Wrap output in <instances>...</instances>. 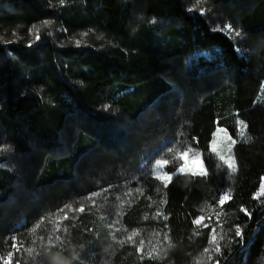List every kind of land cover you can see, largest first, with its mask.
<instances>
[{
  "label": "trees",
  "instance_id": "16d2710c",
  "mask_svg": "<svg viewBox=\"0 0 264 264\" xmlns=\"http://www.w3.org/2000/svg\"><path fill=\"white\" fill-rule=\"evenodd\" d=\"M164 144L202 151L207 175L141 174ZM263 178L264 0H0V249L33 243L13 264H264Z\"/></svg>",
  "mask_w": 264,
  "mask_h": 264
},
{
  "label": "rangeland",
  "instance_id": "374dc122",
  "mask_svg": "<svg viewBox=\"0 0 264 264\" xmlns=\"http://www.w3.org/2000/svg\"><path fill=\"white\" fill-rule=\"evenodd\" d=\"M224 25L225 24H222L219 27L222 29ZM233 29L235 30L233 32H228V31H222V32L226 33L231 38L237 40L238 36L235 35V32L238 30L234 26H233ZM18 40H20L18 37H12L10 39V41H18ZM242 124L246 128V123L242 121ZM241 130H242V133H240V134H242V136H243L245 130L243 127H241ZM233 141L237 142V140L234 139L230 135L229 131L226 128L218 127L217 131L215 133L214 139L212 141V144H211V152L217 157L218 162L222 163V165H225L228 167V164L226 163V161L231 162L234 165L235 171H233L229 167L228 168L232 172H236L237 164H236V160H235V155L233 153V149H234V146L236 143L233 144ZM213 147H215V152L212 151ZM168 149L169 148L166 147V144H164L160 148L156 149L154 152L147 154L142 159V161L138 167L140 173L143 175H145V174L149 175L150 174V175H153L156 177H158L159 175H162L165 172H167L169 174L175 173L173 175V178L179 174H184V173H191V174H194L197 176H206L207 175V168H206L203 152L200 150H197V149H192V150L187 151L188 152V157H187L188 170L186 172H184V173H178L176 171H174V172L169 171L168 172L166 169L167 166L169 164H171L172 162L175 163V160H177V158H178V160H182L181 163H184V158L181 156V154L174 155L171 151L169 152ZM165 156H171L170 157L171 159L168 160L169 164L167 166L162 167V168H157V166L155 165V161L157 159L164 160ZM220 156L225 157V160H221ZM196 161H199V163L197 164ZM201 168H203V170L206 172V175H200L199 174ZM225 191H227L231 197V195H232L231 189L228 188ZM225 191H223V192H225ZM223 192H222V194H223ZM255 197L259 201V203L261 204V207H262L261 211H264V178L262 179L261 187H260V189H259V191ZM228 201H226V202H228ZM61 213H62V211L57 212L56 216H59ZM23 224H24V222L20 223L19 225H17L16 228H21L23 226ZM106 224H107L106 230L108 229V231H106V232L109 234L108 236H110L112 241L114 239H118L119 238L118 235L121 232V228H120V225H119L116 217L113 220H111L109 223L106 222ZM55 227L58 228L57 226H55ZM30 237H32V233L27 234L25 236V235H22L18 232H14V235L11 238V241L7 245H5L3 248L0 249V264H13L17 260L25 258L28 253H32V255H33V251H32L33 248L30 247V249H28V246H31L33 244L30 241ZM13 238H15V241ZM14 242L17 245L16 248H13V246H12ZM27 249H28V251H27ZM86 249H87L86 251L89 250V248H86ZM90 252H92V251L90 250ZM9 253H11L12 255L9 256ZM92 256L93 255L91 253L90 254L88 253L87 256L85 257V259H83V262L80 261V263H79V261H78V263L79 264H92V261H93Z\"/></svg>",
  "mask_w": 264,
  "mask_h": 264
},
{
  "label": "snow or ice",
  "instance_id": "6c2138e0",
  "mask_svg": "<svg viewBox=\"0 0 264 264\" xmlns=\"http://www.w3.org/2000/svg\"><path fill=\"white\" fill-rule=\"evenodd\" d=\"M61 3H63V0H61ZM201 11H203V10H201ZM33 27H35V26H33ZM217 29L220 30V31H228V32H233V31H235V30L233 29V26H232L231 24H225V25L223 26L222 29H221V28L219 27V25H218V26H217ZM235 35L239 36L240 33H239L238 31H236V32H235ZM39 39H40V36H39V34H38V32H37V34H36V36H35V40H36V41H39ZM8 43H15V41H11V42H8ZM76 44L79 46L80 41H76ZM31 46H32V42L30 41V42L26 45V47H31ZM22 94H23V93H22ZM105 107H107V106H105ZM235 143H236V142L233 141V144H235ZM171 150H172L171 148L168 149L169 152H170ZM212 151L215 152V147H213ZM181 156L184 158V163H181V164L179 165V167L176 169V172H178V173H184V172H186V171L188 170V162H187L188 152L185 151V152L181 153ZM220 159H221V160H225V157L220 156ZM196 163L198 164L199 161H196ZM226 163L228 164V167H229L230 169H232L233 171H235L234 165H233L231 162L226 161ZM168 164H169V161L166 160V159H164V160H162V159H157V160L155 161V165L157 166V168H162V167H164V166H167ZM174 174H175V173H173V174H169V173L165 172V173H163L162 175H159L158 178H159L160 180L164 181V182H165V186H167L168 182L172 181V179H173V175H174ZM199 174H200V175H206V172L203 170V168H201ZM96 195H98V193H93V194H92L93 197L96 196ZM229 199H231V197H230L229 193H228L227 191H225V192H223V194H221V195L219 196V204H220V205H223V204H224L226 201H228ZM241 210H242L246 215H249V216L251 215V213H248L246 209H241ZM78 211L83 212V211H84V208L81 207ZM203 219H204L203 217H199V218L195 219V220L193 221V223L196 224V225H200ZM205 227H207V225H205ZM57 231H59V229H58ZM213 232H215V229H213ZM235 235L238 236V237H239V236H242V230H241L239 224H237V225L235 226ZM13 239H14V241H15V238H13ZM129 239H131V237H129ZM221 239H223V237H221ZM57 240H58L60 243H63V241L60 240V237H59V236L57 237ZM141 243H143V242H141ZM210 243H213V244L215 245V252L218 253V254H220V253H221V247H220V244H219L218 242H216V236H215V235H212ZM12 246H13V248H16V247H17V245H16L15 242L13 243ZM48 247H49V248L56 247V243H55V242H52L51 238H49V244H48ZM204 251H205V252H208L209 249L206 248ZM11 255H12V254L9 253V256H11ZM149 258H153V257L150 256ZM210 259H211V257H210ZM216 264H219V261H217Z\"/></svg>",
  "mask_w": 264,
  "mask_h": 264
}]
</instances>
